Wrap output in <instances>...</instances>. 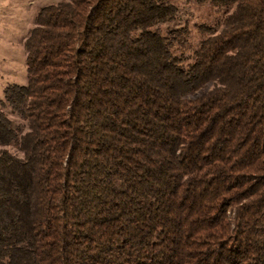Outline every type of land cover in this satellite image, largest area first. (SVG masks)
<instances>
[{
  "label": "trees",
  "instance_id": "obj_1",
  "mask_svg": "<svg viewBox=\"0 0 264 264\" xmlns=\"http://www.w3.org/2000/svg\"><path fill=\"white\" fill-rule=\"evenodd\" d=\"M187 1L234 7L194 46L171 0L38 10L0 100V264H264V0Z\"/></svg>",
  "mask_w": 264,
  "mask_h": 264
},
{
  "label": "rangeland",
  "instance_id": "obj_2",
  "mask_svg": "<svg viewBox=\"0 0 264 264\" xmlns=\"http://www.w3.org/2000/svg\"><path fill=\"white\" fill-rule=\"evenodd\" d=\"M57 1L59 0H0V100H4L8 85L27 81L25 36L33 25L38 10L45 4ZM171 1L182 11V20L188 24L191 32L189 41L193 46L204 35L199 24L219 26L234 7H219L210 2L196 4L187 0ZM4 109L14 125H17L18 116L11 112L9 106ZM11 150L16 149L11 147Z\"/></svg>",
  "mask_w": 264,
  "mask_h": 264
}]
</instances>
